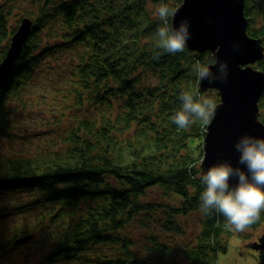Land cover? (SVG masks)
Returning <instances> with one entry per match:
<instances>
[{"label":"trees","instance_id":"obj_1","mask_svg":"<svg viewBox=\"0 0 264 264\" xmlns=\"http://www.w3.org/2000/svg\"><path fill=\"white\" fill-rule=\"evenodd\" d=\"M183 1L0 0V64L21 21L33 20L16 70L0 88V147L17 139L19 112L35 98L46 102L45 92L33 90L50 57H67V97L59 99L75 111L58 139L34 152L0 148V197L8 202L0 218L29 217L0 239V264H220L233 236L249 238L222 215L200 210L213 116L187 129L171 119L182 90L216 106L221 98L217 89L203 91L193 70L197 61L215 63L211 51L157 47L155 10H177ZM245 5L248 34L264 45V0ZM256 66L264 71V59ZM259 105L264 122V95ZM193 217L199 225L190 232L184 220ZM262 226L264 212L248 229Z\"/></svg>","mask_w":264,"mask_h":264},{"label":"water","instance_id":"obj_2","mask_svg":"<svg viewBox=\"0 0 264 264\" xmlns=\"http://www.w3.org/2000/svg\"><path fill=\"white\" fill-rule=\"evenodd\" d=\"M245 7V0H184L173 16V27L188 22L189 50L211 51L215 63L226 61L229 67L227 82L201 81L203 91L217 89L221 97L207 128L202 163L205 173L220 162L237 164L239 153L234 144L242 135L264 137L259 105L264 95V71L256 66L264 59V45L262 39L248 34ZM32 28L33 20L25 17L13 35L11 48L0 64V88L10 82ZM250 247L259 252L264 264V233Z\"/></svg>","mask_w":264,"mask_h":264},{"label":"clouds","instance_id":"obj_3","mask_svg":"<svg viewBox=\"0 0 264 264\" xmlns=\"http://www.w3.org/2000/svg\"><path fill=\"white\" fill-rule=\"evenodd\" d=\"M176 11L167 5L155 10L162 25L156 30L157 47L170 54L183 52L190 39L186 20L176 27L169 25V17L174 16ZM237 47L233 45L234 49ZM159 55L156 54L157 58ZM193 70L200 81L207 80L209 84L227 82L229 76L226 61L218 60L213 65L197 61ZM179 99L181 107L171 119L180 129H187L196 120L208 122L214 115L215 102L198 91L182 90ZM234 149L239 153L237 164L220 162L199 176L204 185L199 197L200 210L205 215L213 212L222 215L236 232H243L264 212V137L242 135L235 142ZM233 180L235 183H232Z\"/></svg>","mask_w":264,"mask_h":264},{"label":"rangeland","instance_id":"obj_4","mask_svg":"<svg viewBox=\"0 0 264 264\" xmlns=\"http://www.w3.org/2000/svg\"><path fill=\"white\" fill-rule=\"evenodd\" d=\"M66 59V56H62V59L54 56L47 61L44 60L40 65L39 79L33 92L36 95L45 92L46 102L35 98L34 103H36L29 110H22L15 116L16 121L21 125L15 130L18 137L11 143H2L0 148L4 153L11 149L24 153L34 152L38 147L41 148L52 139H58L59 132L65 127L63 125L71 122L70 115L74 114L75 111H71L68 107L65 108L61 104L62 100L59 99L60 97H67V81L64 75L69 66H67ZM4 203H6L5 197H0V204ZM27 219L29 217L25 213L8 214L0 218V239L9 240L15 228L23 225ZM184 221L191 225L190 232L198 228L199 223L194 217ZM245 233L248 234L249 238L242 239L239 236H233L230 239L228 252L223 253L219 258L220 264H259L258 251L253 250L250 245L264 233V226L254 231L246 229Z\"/></svg>","mask_w":264,"mask_h":264}]
</instances>
